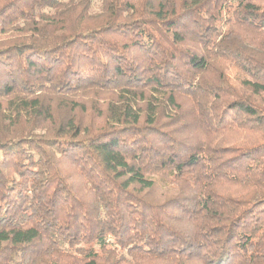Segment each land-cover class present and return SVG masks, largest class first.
<instances>
[{
  "label": "trees",
  "instance_id": "obj_1",
  "mask_svg": "<svg viewBox=\"0 0 264 264\" xmlns=\"http://www.w3.org/2000/svg\"><path fill=\"white\" fill-rule=\"evenodd\" d=\"M0 264H264V0H0Z\"/></svg>",
  "mask_w": 264,
  "mask_h": 264
},
{
  "label": "rangeland",
  "instance_id": "obj_2",
  "mask_svg": "<svg viewBox=\"0 0 264 264\" xmlns=\"http://www.w3.org/2000/svg\"><path fill=\"white\" fill-rule=\"evenodd\" d=\"M94 9H96V6L94 7Z\"/></svg>",
  "mask_w": 264,
  "mask_h": 264
}]
</instances>
